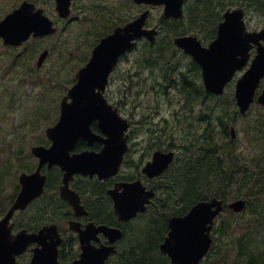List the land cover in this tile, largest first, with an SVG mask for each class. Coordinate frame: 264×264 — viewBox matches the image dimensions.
<instances>
[{"label": "flooded vegetation", "instance_id": "flooded-vegetation-1", "mask_svg": "<svg viewBox=\"0 0 264 264\" xmlns=\"http://www.w3.org/2000/svg\"><path fill=\"white\" fill-rule=\"evenodd\" d=\"M2 1L0 21L7 14L27 4L30 9L33 6V11H41L51 24L53 30L51 33L37 37L31 35L17 46L4 45L0 38V45L2 44L3 52L11 55V70L19 69L25 75L22 76L25 83H39L43 84L42 87H57L66 84V91L60 96L58 103V118L61 100L75 85L77 74L87 65L95 48L103 39L112 35L116 29L125 27L144 11L149 10L145 29H157L158 33L152 44L157 42L159 45L162 21L182 19L164 18L163 7L136 4L132 0H70V14L67 17L60 14L59 0ZM188 1L183 2L182 16L185 3ZM219 1L222 12L218 25L225 21V13L241 10L248 33L264 30L262 10L264 0ZM157 8L162 9V16H155L151 20L153 15L151 13ZM213 39L206 44L200 41L204 47H207ZM146 44L150 43L145 38H141L134 43L132 49L127 50L118 58L108 76L103 92V99L111 108L104 106L102 109L112 113L116 112L128 123V129L125 132L127 150L119 172L102 180L97 175L75 173L65 183L64 172L59 166L44 165L41 169V174L45 176L43 192L24 210H17L13 214L10 220L11 237L16 238L23 232L28 236L37 235L44 228L49 231L38 239L39 242H30L21 253L13 255V264H73L81 259L84 247L90 250L113 246L115 252L110 254L105 261V264H108L110 259L119 255L120 246L125 242V234L127 232L129 234L130 230L136 226V220L140 215L146 213L148 208L154 205L157 192L152 186L166 179L164 172L171 165L157 177L149 178L143 172L156 152H173L175 160V156L183 153L188 146H198L200 141H206L210 132L211 103L234 104L240 119H246L254 109L264 110V106L257 103V97L264 83L261 80L248 111L244 115L239 113L235 99V86L248 66L236 71L225 85L223 93L214 96L205 88L202 69L190 55L176 47L171 52H162L161 48H157L159 49L157 52H146ZM260 44L264 47V41ZM257 48L258 45H251L250 60L253 59ZM43 53L45 57L38 66ZM44 67H46L44 79L37 78ZM67 77L68 79L65 80ZM47 83L48 85H45ZM70 102L71 100L67 99V103ZM234 124L228 127L232 141L237 137ZM135 126L138 128L136 129ZM231 128L235 130L233 139L230 133ZM90 129L99 137V140L91 144L85 139L77 140L69 151L70 157L85 152L97 154L102 151L103 140L106 138L100 131L98 121H93ZM218 132V128L213 129V133ZM136 136H139L138 141H134ZM30 137L32 135L28 134L22 139V147L16 151L14 157L15 163L9 165L4 171L0 170L4 177V182H2L0 176V193H2L5 182H10L14 187L7 204L0 201V220L21 191L20 175L32 174L37 169L38 159L31 154L33 142L27 144V148L30 146L29 154L25 147ZM38 143V146L45 148H49L52 144L45 135ZM138 180L147 189L154 191V197L146 206L144 213H137L128 221H120L109 190H113L117 184ZM68 197H72L74 201L77 197L78 205L75 207ZM101 226L121 230L122 237L111 243L107 236L97 232V228ZM83 233H87L84 239L81 237Z\"/></svg>", "mask_w": 264, "mask_h": 264}, {"label": "water", "instance_id": "water-1", "mask_svg": "<svg viewBox=\"0 0 264 264\" xmlns=\"http://www.w3.org/2000/svg\"><path fill=\"white\" fill-rule=\"evenodd\" d=\"M70 0H59V11L63 17L70 14ZM136 4H146L163 7L164 18H182V6L184 0H132ZM29 5L23 4L20 8L7 14L0 21V38L4 45L17 46L25 42L31 35L34 37L51 33V24L47 21L41 11H33ZM149 16V10L141 13L136 19L123 28L116 29L114 33L103 39L95 48L92 56L85 67L77 74V82L73 85L60 102V115L55 125L45 130V135L52 144L49 148L35 146L32 154L38 159V166L32 174H21L19 192L15 202L11 205L6 215L0 220V264H13V255L21 253L30 242H39L38 239L49 229H42L37 235H26L20 233L16 238L11 237L12 224L10 220L17 210H24L25 207L43 192L45 176L41 174L44 165L51 167L57 165L64 172V182L67 183L75 173L83 175H97L100 180L116 175L121 167L124 154L127 150L125 132L128 123L121 119L116 112L115 120L110 119L112 112L102 107L106 106L103 99V92L107 84V79L115 66L118 58L127 50L133 48L134 43L145 38L149 43H153L157 36V29H145V24ZM225 21L217 26L215 39L207 46H202L196 36L176 37L174 46L186 54L201 67L203 83L205 88L213 95H221L225 85L230 81L233 74L245 68L250 60L251 45H258L254 58L250 61L247 70L238 79L235 86V99L239 113L244 115L253 103L255 91L261 80L264 81V47L260 42L264 41V30L248 33L243 21L241 10L225 13ZM225 24L229 29L225 30ZM50 28H47V27ZM225 37L227 44L218 43ZM99 49L103 52L102 59H98ZM210 53V55H205ZM45 57V53L40 56L38 66ZM92 65L89 71L86 87L90 90V96L99 97L98 101L89 103L85 97H77L75 88L83 84V76L86 69ZM67 99L71 102L67 103ZM257 103L264 106V83ZM93 121H98L101 133L106 138L103 140L104 147L101 152L82 153L80 155L69 156V151L74 143L79 139H85L89 144L99 140V137L91 132L90 125ZM232 139L235 137L234 128L230 129ZM99 158V159H98ZM173 152H156L151 163H148L143 172L149 177L160 176L173 162ZM135 188L139 193L133 200L125 204L121 197L128 189ZM64 192V189H62ZM114 209L120 221H128L135 217L137 213H144L146 206L154 197V191L147 189L141 181L117 184L113 190H109ZM68 197V200L76 207L78 199ZM227 209L235 214L241 213L246 207L244 199L234 200L227 205ZM193 207L199 208V215L191 222L182 224L187 220ZM223 200L211 198L203 200L193 205L186 215L172 216L168 219V234L159 251L166 255L171 264H201L207 256L211 244V233L215 225L216 218L223 211ZM182 229L189 237L188 243L183 249L177 252L170 244L169 237L176 229ZM97 232L107 236L110 242H115L122 237L119 229L101 226ZM87 233L81 235L82 239ZM92 236V235H91ZM90 249V248H89ZM115 252L113 246L99 247L98 249L83 248L81 259L73 264H105L110 254Z\"/></svg>", "mask_w": 264, "mask_h": 264}, {"label": "trees", "instance_id": "trees-1", "mask_svg": "<svg viewBox=\"0 0 264 264\" xmlns=\"http://www.w3.org/2000/svg\"><path fill=\"white\" fill-rule=\"evenodd\" d=\"M221 12L219 0H189L182 19L162 21L159 45L146 44L145 51L161 48L162 52H170L175 49L173 38L188 34L208 43L215 37ZM35 114L40 119V113ZM235 117L240 119L234 104H210L207 140L176 155L165 172V181L152 186L157 192L154 205L125 234L119 255L108 264H171L159 251L169 231L168 218L184 216L197 202L210 198L221 199L225 205L215 221L209 253L201 264H264V115L257 113L244 119L242 132L248 145L245 154L236 151L228 133ZM216 128L219 132L213 133ZM237 199L246 201L239 214L226 208L227 203Z\"/></svg>", "mask_w": 264, "mask_h": 264}, {"label": "rangeland", "instance_id": "rangeland-1", "mask_svg": "<svg viewBox=\"0 0 264 264\" xmlns=\"http://www.w3.org/2000/svg\"><path fill=\"white\" fill-rule=\"evenodd\" d=\"M3 1L0 0V7ZM151 20L155 16H162V9L157 8L152 11ZM258 21V20H257ZM260 22V21H258ZM193 35V34H188ZM206 44V43H203ZM2 45V44H1ZM0 45V170L4 171L9 165L15 163L14 157L16 151L22 147V139L25 135H32L25 144L33 142V146L44 137L45 129L52 124L50 122L56 117L59 96L62 95L64 89L63 85L57 87H47L43 84H32L31 82L23 81L24 75L19 69L11 70V55L8 52H3ZM171 52V51H170ZM46 74V67L42 69L37 78L44 79ZM25 76V75H24ZM70 79L71 76H68ZM68 77L65 79L67 80ZM25 80V79H24ZM28 80V79H27ZM23 81V82H22ZM31 83V84H30ZM45 85H48L45 84ZM66 86V84H65ZM69 86V85H67ZM36 112L40 113V119L37 118ZM257 113L264 115V110H253L250 116ZM49 119V123L45 122ZM56 120V119H55ZM54 120V121H55ZM245 120L235 117L234 127L237 131L235 142L236 151L242 154L247 152L248 145L243 137L242 129L244 128ZM137 129L138 126H135ZM29 131V132H28ZM139 136H136L134 141H138ZM30 153V146L27 148ZM262 152H259L261 154ZM26 154H24L25 156ZM264 155V150H263ZM137 156V154H135ZM19 164V162H17ZM2 182L4 177L0 173ZM14 187L10 182L3 183V190L0 193V201L6 203L11 199V194ZM4 208V206H1Z\"/></svg>", "mask_w": 264, "mask_h": 264}, {"label": "snow or ice", "instance_id": "snow-or-ice-1", "mask_svg": "<svg viewBox=\"0 0 264 264\" xmlns=\"http://www.w3.org/2000/svg\"><path fill=\"white\" fill-rule=\"evenodd\" d=\"M225 30L227 32V30L229 29V25L225 24ZM218 43H223V44H227V40L225 37H222L221 41H218ZM205 55H210V53H205ZM97 57L98 59H102L103 57V52L101 49H99V51L97 52ZM92 65H89V68L85 70L84 72V76H83V84L81 83V85L77 88H75V95L77 97H85L87 98L89 103H94L95 101L99 100V97H92L90 96V90L86 87V81L88 79V75H89V71L91 70ZM110 119L113 120V122H118L115 120V113L111 114ZM99 159V158H98ZM139 193L137 192V190L135 188L133 189H128L125 191L124 195L121 197V200L127 204L128 202H130L131 200H133L136 196H138ZM200 209L193 207L191 209L190 214L187 217V220L182 221V224H187L191 221H193L200 213ZM189 241V237L188 235L180 228L176 229L173 234L169 237V244L177 251H181L183 249V247L188 243Z\"/></svg>", "mask_w": 264, "mask_h": 264}]
</instances>
